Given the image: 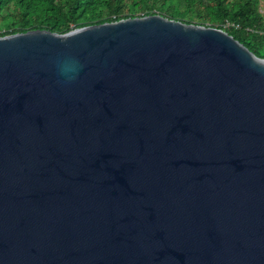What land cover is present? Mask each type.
<instances>
[{
    "label": "water",
    "instance_id": "water-1",
    "mask_svg": "<svg viewBox=\"0 0 264 264\" xmlns=\"http://www.w3.org/2000/svg\"><path fill=\"white\" fill-rule=\"evenodd\" d=\"M0 264H264V59L156 15L0 37Z\"/></svg>",
    "mask_w": 264,
    "mask_h": 264
},
{
    "label": "trees",
    "instance_id": "trees-1",
    "mask_svg": "<svg viewBox=\"0 0 264 264\" xmlns=\"http://www.w3.org/2000/svg\"><path fill=\"white\" fill-rule=\"evenodd\" d=\"M261 0H0V37L75 29L128 18L161 16L221 29L264 59Z\"/></svg>",
    "mask_w": 264,
    "mask_h": 264
},
{
    "label": "clouds",
    "instance_id": "clouds-1",
    "mask_svg": "<svg viewBox=\"0 0 264 264\" xmlns=\"http://www.w3.org/2000/svg\"><path fill=\"white\" fill-rule=\"evenodd\" d=\"M67 63H71L73 65H76L78 62L75 61V60H71V59H68V60H65V61H62L60 64H59V67H60V70H61V74H64V65L67 64ZM73 79V77H70L68 78V80L66 82H71V80Z\"/></svg>",
    "mask_w": 264,
    "mask_h": 264
},
{
    "label": "rangeland",
    "instance_id": "rangeland-1",
    "mask_svg": "<svg viewBox=\"0 0 264 264\" xmlns=\"http://www.w3.org/2000/svg\"><path fill=\"white\" fill-rule=\"evenodd\" d=\"M260 5H261V11H263V9H264V0L260 1Z\"/></svg>",
    "mask_w": 264,
    "mask_h": 264
}]
</instances>
